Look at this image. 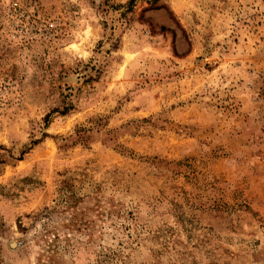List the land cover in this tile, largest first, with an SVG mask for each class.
Here are the masks:
<instances>
[{
	"label": "rangeland",
	"instance_id": "rangeland-1",
	"mask_svg": "<svg viewBox=\"0 0 264 264\" xmlns=\"http://www.w3.org/2000/svg\"><path fill=\"white\" fill-rule=\"evenodd\" d=\"M0 264H264V0H0Z\"/></svg>",
	"mask_w": 264,
	"mask_h": 264
}]
</instances>
